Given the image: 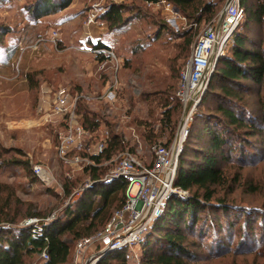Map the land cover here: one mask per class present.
<instances>
[{"label": "rangeland", "instance_id": "374dc122", "mask_svg": "<svg viewBox=\"0 0 264 264\" xmlns=\"http://www.w3.org/2000/svg\"><path fill=\"white\" fill-rule=\"evenodd\" d=\"M33 1L0 0V213L10 212L19 225L36 218L52 222L62 218L89 179L80 171L72 172L76 180L67 193L68 167L60 162L54 144L58 129L43 124L37 115L42 87L65 85L93 97L86 106L97 113L93 119L100 120L101 131L110 127L136 146L141 159L150 160V144L169 138L161 118L180 69L198 36L212 26L211 21L189 20L176 7L165 13L147 0H71L67 7L39 17L30 9ZM110 2L125 6L127 23L121 29L110 30L102 16ZM223 6L224 2L214 21ZM140 12L143 18H136ZM245 22L239 24L241 29ZM248 31L264 41V18L260 25L250 23ZM189 39L193 42L186 51ZM97 41L108 46L103 54L93 47ZM244 100L259 119L260 133L243 141L242 162H223L226 181L216 191L237 207L259 212L264 211V87ZM183 115L184 108L173 114L176 126L171 145ZM191 143L203 145L196 140ZM34 164H41L51 180L38 179ZM104 165L103 170L109 171L114 162ZM50 175L45 173L48 179ZM240 214L231 213L223 228L214 225L209 215L207 222L186 230L192 264H264V222L256 214L253 238ZM63 236L71 244L67 264H74L77 238L68 232ZM141 254L139 242L128 248V264L136 263ZM41 263V255L35 253L25 264Z\"/></svg>", "mask_w": 264, "mask_h": 264}, {"label": "trees", "instance_id": "16d2710c", "mask_svg": "<svg viewBox=\"0 0 264 264\" xmlns=\"http://www.w3.org/2000/svg\"><path fill=\"white\" fill-rule=\"evenodd\" d=\"M169 1L189 20L198 23L211 21L212 25L216 21L213 19L219 13V5L225 2V0ZM70 2L71 0H34L30 9L39 17L59 11ZM241 3L246 9V14L248 13L244 18L245 25L242 29L240 26L237 27L229 47L219 56L179 155L174 187L180 193L170 196L161 216L155 219L148 233L139 242L142 254L134 264H192L190 249L185 244V232L198 222H207L209 215L211 221L215 220L214 225L223 228L227 226L231 213L240 212V215L245 217L243 226L252 233L253 238L257 215L264 222V211L257 212L254 209L237 207L236 204L217 196L216 191V187L226 181L223 162L232 159L242 162L246 155L243 141L260 133L257 130L259 119L254 116L244 99L245 95L264 87V41L255 39L248 31L250 23L260 25L263 22L264 1L259 0L252 4L247 0H241ZM124 11L125 6L119 3L110 2L106 6L102 16L108 22L110 30L121 29L126 25L127 16ZM136 18H143L141 12L137 13ZM192 42V39L186 41V51L191 48ZM93 47L99 50L98 54H103L102 50L108 48L101 41L93 43ZM186 63L187 61L180 69L176 87L171 89L170 101L165 104L162 112L161 122L164 123L162 127L169 131V138L167 142L160 143L167 147L171 146L176 126L173 114L183 108L177 96V88ZM72 90L80 92L75 88ZM86 104L84 99H79L77 113L80 121L93 134L92 140L89 141L97 142L101 134V122L93 119L97 113L90 112ZM262 116L264 123V114ZM48 125L58 129L54 124ZM108 129L110 131L108 147L98 155L89 156L100 165H90L81 171V175H87L88 180L94 183L84 188L79 198L68 207L63 215L67 216L65 220L62 217L52 222L40 218V224L19 225L10 212L0 213V222H3L0 223V264H25L27 257L35 253L41 255L44 249L49 258L42 260L41 264H67L71 244L63 235L66 232L74 235V238H77L76 242L83 237L91 236L104 229L114 211L124 205L127 180L123 177L104 179L108 172L107 169L103 170L106 166L104 163L126 149L136 154L138 151L136 146L130 145L121 134L114 132L110 127ZM58 130L55 131V147L58 142ZM192 140L203 145L193 146ZM154 144L157 143H151L150 148ZM75 154L88 156L86 151H74L70 156ZM60 162L64 165L62 160ZM25 163L29 164L28 161ZM66 178L65 189L70 193L76 178L67 174ZM202 213L205 214L204 219H201ZM223 219L225 223L221 224ZM100 225L102 226L99 227ZM96 264H128L126 250H111Z\"/></svg>", "mask_w": 264, "mask_h": 264}, {"label": "built area", "instance_id": "2783aa9c", "mask_svg": "<svg viewBox=\"0 0 264 264\" xmlns=\"http://www.w3.org/2000/svg\"><path fill=\"white\" fill-rule=\"evenodd\" d=\"M148 3L161 7L165 13L175 10V5L169 0L148 1ZM223 7L225 15L220 27H218V19L198 36L180 74L177 96L184 108V115L177 135L183 133L184 139L188 134L194 110L201 101L210 80L209 74L214 67L211 57L214 54L217 59L227 50L234 31L246 15L241 0H225ZM79 99L89 102L94 98L73 91L72 87L65 85H60L56 89L43 86L37 104L39 120L43 121V124H54L59 129L56 151L59 159L68 167L67 175H72L71 173L75 171L81 172L90 165H100L89 156L102 153L108 147L110 139L109 129L104 128L97 142L89 141L92 140L93 134L80 121L77 113ZM186 108H188L187 113H185ZM150 149L152 152L150 160L141 159L138 154L126 149L109 161V163L114 162V166L104 179L125 178L126 201L121 208L114 211L104 229L76 242L74 264H96L111 250L131 248L142 240L152 223L161 214L168 197L175 189L174 181L182 142L180 144L174 142L169 147L157 143ZM74 151H86L88 156L81 154L70 156ZM33 170L42 181L51 180L50 173L41 164H34ZM45 173L50 175V179ZM87 185L85 182V188ZM39 222L40 219L36 218L23 225L40 224ZM88 251L90 254L87 255ZM41 257L42 260L49 258L46 249L42 251Z\"/></svg>", "mask_w": 264, "mask_h": 264}, {"label": "water", "instance_id": "95a60500", "mask_svg": "<svg viewBox=\"0 0 264 264\" xmlns=\"http://www.w3.org/2000/svg\"><path fill=\"white\" fill-rule=\"evenodd\" d=\"M224 15H225V9H224V7H223V9H222V11H221V14H220V17H219L218 27H220V25H221V23H222V21H223ZM211 60L214 62V67H213L212 71H211L210 74H209L210 78L212 77V73H213V71H214V69H215V67H216L217 62H218V58L215 59V56H214V54H213L212 57H211ZM187 111H188V108H186L185 113H187ZM178 140H179V135H177V139L175 140V143H176V144H178ZM184 141H185V139L182 141V144H183ZM179 155H180V153H179ZM93 183H94V182H90V184H88L87 187H88L89 185H92ZM173 191H174L173 194H174V193H180L179 190H177L176 188L173 189ZM169 198H170V196L168 197V199H169Z\"/></svg>", "mask_w": 264, "mask_h": 264}, {"label": "bare ground", "instance_id": "6f19581e", "mask_svg": "<svg viewBox=\"0 0 264 264\" xmlns=\"http://www.w3.org/2000/svg\"><path fill=\"white\" fill-rule=\"evenodd\" d=\"M184 139V135L183 133L179 136V140H178V143L180 144Z\"/></svg>", "mask_w": 264, "mask_h": 264}]
</instances>
